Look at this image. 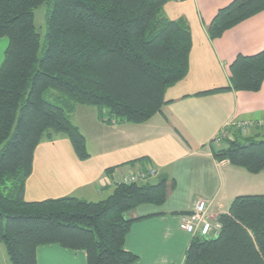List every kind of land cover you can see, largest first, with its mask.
Returning a JSON list of instances; mask_svg holds the SVG:
<instances>
[{"label": "trees", "instance_id": "trees-1", "mask_svg": "<svg viewBox=\"0 0 264 264\" xmlns=\"http://www.w3.org/2000/svg\"><path fill=\"white\" fill-rule=\"evenodd\" d=\"M169 0H0V39L9 40L0 66V243L10 264H38L37 249L58 245L87 253V264H134L125 250L129 213L163 206L167 180L116 183L97 202L76 197L25 200L34 158L44 142L67 138L79 160L90 158L73 123L78 106L98 109L108 124H141L160 113L167 90L190 68L192 33L185 18L170 20ZM48 6L46 36L36 9ZM264 11V0H234L207 27L212 40ZM264 83V49L240 55L222 91L258 92ZM260 134L220 136L214 157L251 174L264 171ZM232 137V139H231ZM135 163V162H134ZM175 186V184H174ZM215 237L195 236L183 264H264V194L240 195L219 214Z\"/></svg>", "mask_w": 264, "mask_h": 264}, {"label": "crops", "instance_id": "crops-1", "mask_svg": "<svg viewBox=\"0 0 264 264\" xmlns=\"http://www.w3.org/2000/svg\"><path fill=\"white\" fill-rule=\"evenodd\" d=\"M233 1L169 0L166 17L188 21L193 45L189 72L167 90L168 103L141 124H108L97 108L78 106L72 120L86 138L90 158L79 160L67 138L42 143L35 153L25 200L70 196L102 201L123 177L155 168L158 175L149 180L165 179L173 188L163 206L146 204L129 213L128 217L140 220L132 225L125 250L138 256L134 264H183L192 236L180 230V215L191 211L196 201H211L213 210L221 214L228 212L237 196L264 194V171L251 174L214 157V151L222 147L218 138L232 136L239 130L235 124L264 120V83L258 92L197 95L230 86V66L236 58L264 49V11L219 39L209 37L207 27ZM8 45V39H0V66ZM37 261L87 264V253L44 245L37 249ZM0 264H10L1 243Z\"/></svg>", "mask_w": 264, "mask_h": 264}, {"label": "built area", "instance_id": "built-area-1", "mask_svg": "<svg viewBox=\"0 0 264 264\" xmlns=\"http://www.w3.org/2000/svg\"><path fill=\"white\" fill-rule=\"evenodd\" d=\"M242 130L244 135H250L253 130L261 129L264 136V120L244 121L235 124ZM221 138H218L220 140ZM232 139V137H231ZM158 171L155 168L133 172L123 177L117 183L130 184L134 182L147 181L152 177H156ZM222 229L219 221V215L213 212V203L206 200H198L195 202L191 211L180 215V230L193 237H215Z\"/></svg>", "mask_w": 264, "mask_h": 264}, {"label": "rangeland", "instance_id": "rangeland-1", "mask_svg": "<svg viewBox=\"0 0 264 264\" xmlns=\"http://www.w3.org/2000/svg\"><path fill=\"white\" fill-rule=\"evenodd\" d=\"M48 12V6L47 5H42L38 9H36V27L39 32V34L42 37V42L45 39L46 36V16ZM216 146V145H215ZM217 147H219L217 145ZM225 211V210H224ZM214 213L218 214V210H213ZM219 215V214H218Z\"/></svg>", "mask_w": 264, "mask_h": 264}]
</instances>
